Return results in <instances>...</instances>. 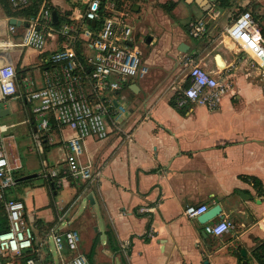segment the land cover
Segmentation results:
<instances>
[{
  "label": "crops",
  "instance_id": "crops-1",
  "mask_svg": "<svg viewBox=\"0 0 264 264\" xmlns=\"http://www.w3.org/2000/svg\"><path fill=\"white\" fill-rule=\"evenodd\" d=\"M48 1L60 11L70 9L63 0ZM172 1L176 6L170 14L165 12L169 23L164 50L142 52L147 73L115 93L124 94L131 105L124 108L126 112L106 116L110 132L106 139L88 137L82 142L80 161L99 169L98 179L58 177L54 188L53 180L33 177L48 170L56 145L64 148L58 163L64 166L65 140L73 135L67 128L52 126L43 148L35 144L38 173L25 172L37 165L24 167L13 157L21 164L16 172L21 181L15 187L22 184V188L7 196L24 203V218L34 233L36 264H62L48 237L51 230L66 229L79 230L78 251L89 264H258L254 253L264 243V70L248 52L215 36V29L203 39H191L190 21L174 24L178 3L185 0ZM236 4L252 8L264 26V0H229L222 8L231 12ZM9 18L0 7V38H6L4 33L9 36ZM180 43L188 46L185 53L178 51ZM51 48L50 42L46 49ZM211 49L217 51L212 63L205 57ZM4 52L7 57L3 61L0 56V63L11 62L18 73H37V51L18 47ZM187 55H195L199 65L214 75L221 72L230 83L232 91L222 96L216 110L191 105L180 115L168 104L175 71ZM132 83L138 91L129 88ZM11 102L0 104V109L8 110L4 116L11 113ZM23 105L27 117L20 121L24 125L20 136L27 135L28 125L32 137L36 121ZM238 191L251 198H241ZM196 204L207 208L219 204L220 213L235 221L234 229L221 237L207 234L203 224L183 213L187 205ZM148 223L149 240L144 241Z\"/></svg>",
  "mask_w": 264,
  "mask_h": 264
},
{
  "label": "built area",
  "instance_id": "built-area-1",
  "mask_svg": "<svg viewBox=\"0 0 264 264\" xmlns=\"http://www.w3.org/2000/svg\"><path fill=\"white\" fill-rule=\"evenodd\" d=\"M28 1L9 0L14 8L24 7ZM73 2L81 11L75 13V8L61 11L56 22H53L50 7L43 3L35 16L26 21L19 19L20 26L9 24V36L0 38L3 61L7 57L4 51L18 47L31 48L39 55L48 53L44 60H39L37 73H18L11 62L0 63V104L20 99L27 105L36 121L32 138L37 147H41V140L52 126L73 132L65 140L64 166L60 170H43L39 176L45 180L69 177L92 181L99 178V169L80 161L82 142L88 137L96 140L108 137L106 116L116 110L126 112L115 99V93L147 73L141 54L133 47V30L127 13L116 0ZM229 17L230 13L219 6L217 0L210 1L205 11L200 10L199 15L190 20L189 37L203 39L220 25L217 35L221 40L227 39L233 49L248 52L264 70V33L260 24L248 10L220 24ZM20 27L22 31L18 34ZM50 42L53 48L48 50ZM183 67L187 72L177 87L180 89L178 105L188 103L213 111L219 107L222 96L232 91L221 72L214 75L203 69L195 55L185 56ZM11 127L0 122V203L8 221V228L0 232V257L32 249L34 240L32 225L24 218V203L7 196L18 184L15 172L21 168L14 158L10 161L4 146L5 135ZM207 209L205 204L187 205L183 213L187 218H197ZM220 214L203 224L204 231L213 237H221L234 229L232 220L225 216L219 218ZM50 237L62 264H89L78 251L80 234L76 229L51 230ZM66 251L68 257H64ZM36 263L33 259L26 261V264Z\"/></svg>",
  "mask_w": 264,
  "mask_h": 264
},
{
  "label": "rangeland",
  "instance_id": "rangeland-1",
  "mask_svg": "<svg viewBox=\"0 0 264 264\" xmlns=\"http://www.w3.org/2000/svg\"><path fill=\"white\" fill-rule=\"evenodd\" d=\"M74 0H63V5L66 8L74 9V12H80V8L78 4H75L73 2ZM45 5L50 6V2L48 0H45ZM168 2V0H125V2L121 5L122 10L127 13V20L130 23L132 30H133V47L135 48V51L138 54H142L146 49L149 48H157L159 49L158 52H161L164 50L165 43L167 42V24L169 23L166 13L164 9L161 7V3ZM134 5L137 6V10L134 8ZM255 3L252 1V6H254ZM244 7L237 6V4L233 7H231L230 11V17L228 19H223L220 24L226 23V21H230L233 19ZM247 9V8H246ZM248 10L252 11V13L255 15V11H253L252 8H248ZM176 13L179 14L178 18L174 21L175 26L179 24H185L188 21H190V16L194 14L195 16L199 15L200 10L199 8L194 4H187L184 1H180L178 3V6L176 8ZM77 16V15H76ZM165 21V22H164ZM171 23L173 24V21L171 20ZM262 27L263 25L260 24ZM174 27V26H173ZM264 27V26H263ZM183 28V26H182ZM220 25H217L215 28V36H218L217 34L220 32ZM22 31V29H20ZM17 30V31H20ZM20 31V32H21ZM7 33L2 34V37H7ZM153 38V40L147 44L146 39L147 38ZM194 41L200 40L196 38H191ZM227 39H225L226 41ZM228 42V41H227ZM238 46V44H237ZM216 50H210V53L207 54L205 57L206 59H209V61L212 63V58L214 54L216 53ZM221 54L225 56L224 49H221ZM200 56V55H199ZM253 62V61H252ZM254 63V62H253ZM199 64V63H198ZM201 64V63H200ZM203 69H205L202 64L200 65ZM182 66L181 63H179V69L176 70L172 82L175 88H177L180 76H184L187 72L186 69ZM206 70V69H205ZM208 71V70H207ZM212 73V72H211ZM213 74V73H212ZM224 76V75H223ZM226 80V78L224 79ZM171 82V83H172ZM181 84V83H180ZM177 90V91H176ZM174 90L173 95L179 94L180 89ZM115 99L119 102L120 105H122L124 108H127L129 105H131V102L127 97L122 94L118 93L115 94ZM138 98L140 100L143 99V93L139 94ZM11 113L9 115H6L4 117H0L1 123L6 124H13V127L9 129L8 133L5 135L4 138V146L6 153L12 161L13 157H17L21 164H24V167H27V164L31 165H37L39 163L40 158L38 159L36 157V146L35 141L32 139L31 131L29 130V126L27 125V135H21L20 133L22 129L24 128V125L20 123V121L24 118L26 119L27 115L25 112V107L22 104L23 102L20 99H15L13 102H11ZM30 135V136H29ZM46 138V137H44ZM55 139V138H54ZM44 140H41V144ZM53 142V141H52ZM46 142L47 144H52ZM43 148V144L41 145ZM53 157L51 160L48 161V170H60L61 169V163L58 164L61 160L62 152L64 151V148L61 145H56L53 148ZM35 171L38 173L40 171V168H38V165L31 168H26L25 172H32ZM16 174V172H15ZM37 175V174H35ZM22 188V184H20L17 187H14L11 189V193H17ZM10 194V190L8 191ZM7 192V193H8ZM9 196V195H8ZM264 207V204H263ZM264 209V208H263ZM84 211L83 209L81 212ZM262 216V215H261ZM234 223L235 221L232 220ZM79 232V230H78ZM80 234V232H79ZM48 244L50 248L54 250L53 243L51 237H48ZM262 246V245H260ZM55 251V250H54ZM16 255L8 256L10 261L16 260ZM17 261V260H16ZM8 264H11L8 262Z\"/></svg>",
  "mask_w": 264,
  "mask_h": 264
},
{
  "label": "trees",
  "instance_id": "trees-1",
  "mask_svg": "<svg viewBox=\"0 0 264 264\" xmlns=\"http://www.w3.org/2000/svg\"><path fill=\"white\" fill-rule=\"evenodd\" d=\"M116 1H117V5H119V7H121V5L125 2V0H116ZM43 3H44V0H29L28 4L26 6L21 7V8H14L11 6L9 0H0V7L6 16H8L10 18L14 17V18L26 21L38 13V11L41 8V5ZM217 3L221 7H226L229 5V0H217ZM175 6H176V2H174L172 0H168V2L161 3V7L168 14L171 13V11L174 9ZM49 7H50L51 11H55L57 13V15H59L61 13V11L58 8H56L55 6L50 5ZM243 10H248V9L243 8L241 11H243ZM248 11L251 13L253 18L256 20V16L252 13V11H250V10H248ZM261 30L264 33L263 27L261 28ZM78 53L80 54V51H78ZM47 55H48L47 52L40 54L39 60L40 61L44 60ZM44 65H45V63H44ZM179 100H180L179 94L172 95L171 98L168 100V104L172 108H174L176 110V112L179 113L180 115H185L186 112H188L191 109V105L188 103H183L181 105H178ZM60 175L61 174H59V176ZM15 176H16L17 182H20L21 181L20 178H18L16 174H15ZM38 176L39 175H34V177H38ZM28 179H30V178H28ZM28 179H26V180H28ZM51 185H53L54 188L56 187L55 186L56 185L55 180H53L51 182ZM46 186H48V187L50 186L49 182H46ZM7 228H8V221H7V217L5 214L4 206L2 203H0V232L6 230ZM149 229H150V224L148 223L146 226V234H144L142 236L144 241L149 240V238H148ZM14 255L17 256V257H15V259L17 261L14 260L11 262L10 259L8 258V256H5V257H0L1 263L2 264H8V262H10L11 264H26V261L28 259H33L35 262L38 261L37 255H36L35 251L33 250V248L23 250L20 254H14ZM254 257H255L256 261L258 262V264H264V243L262 244V246L257 247L256 252L254 253ZM242 259H243V257L239 256V260H242ZM239 264H241V263H239Z\"/></svg>",
  "mask_w": 264,
  "mask_h": 264
},
{
  "label": "water",
  "instance_id": "water-1",
  "mask_svg": "<svg viewBox=\"0 0 264 264\" xmlns=\"http://www.w3.org/2000/svg\"><path fill=\"white\" fill-rule=\"evenodd\" d=\"M210 1H215V0H185V3L187 4H191V3H194V4H197L198 7L200 8V10L202 11H205L208 6H209V2ZM134 8L137 10V6L134 5ZM52 19H53V22H56L57 21V13L55 11H52ZM193 20V15L191 17V21ZM8 23L11 24V25H16V26H20V20L19 19H16L14 17H11L9 18L8 20ZM91 25H94V21H91L90 22ZM151 41V38H147L146 39V43H150ZM178 51L182 52V53H185L187 50H188V46L184 43H180L177 47ZM218 54L215 55V63L217 65L218 63ZM220 57V56H219ZM129 88L133 91V92H136L138 91L136 88V84L132 83ZM117 105V104H116ZM6 111V112H4ZM6 113H8V110H4V109H0V117L4 116ZM34 177V175H33ZM53 187V185H51ZM238 194L241 198H247V199H250L251 196L246 194L245 192L243 191H238ZM89 198H90V195H89ZM221 212V207L219 204H215L213 205L212 207L208 208L205 212H203L202 214L198 215L196 220L201 223V224H204L205 222L211 220L212 218H214L216 215H218L219 213ZM224 217L223 214H220L219 215V218H222ZM241 254L242 256H245V252L244 250H241ZM0 264L1 261H0Z\"/></svg>",
  "mask_w": 264,
  "mask_h": 264
}]
</instances>
